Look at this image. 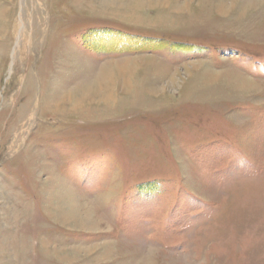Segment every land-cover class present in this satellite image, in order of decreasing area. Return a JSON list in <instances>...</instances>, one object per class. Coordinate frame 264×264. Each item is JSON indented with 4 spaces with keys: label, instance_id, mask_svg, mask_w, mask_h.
Listing matches in <instances>:
<instances>
[{
    "label": "rangeland",
    "instance_id": "374dc122",
    "mask_svg": "<svg viewBox=\"0 0 264 264\" xmlns=\"http://www.w3.org/2000/svg\"><path fill=\"white\" fill-rule=\"evenodd\" d=\"M0 264H264V0H0Z\"/></svg>",
    "mask_w": 264,
    "mask_h": 264
},
{
    "label": "bare ground",
    "instance_id": "6f19581e",
    "mask_svg": "<svg viewBox=\"0 0 264 264\" xmlns=\"http://www.w3.org/2000/svg\"><path fill=\"white\" fill-rule=\"evenodd\" d=\"M112 84H114L112 79L103 77L97 78L90 84H84L78 87L75 91L76 96L72 93L71 95L66 96V98H63L61 103L63 104L69 100L72 104L79 106L90 103L95 97H100L101 103H110L113 100L112 95L106 92V89H111ZM77 97H79V99ZM76 98L77 101L75 100ZM71 102L67 103L71 105Z\"/></svg>",
    "mask_w": 264,
    "mask_h": 264
}]
</instances>
